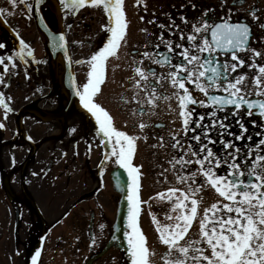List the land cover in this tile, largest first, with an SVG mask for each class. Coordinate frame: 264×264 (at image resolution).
I'll list each match as a JSON object with an SVG mask.
<instances>
[{
	"label": "flooded vegetation",
	"instance_id": "obj_1",
	"mask_svg": "<svg viewBox=\"0 0 264 264\" xmlns=\"http://www.w3.org/2000/svg\"><path fill=\"white\" fill-rule=\"evenodd\" d=\"M33 1L28 0L32 4L29 12L26 4L19 0L15 5L11 0H0V9L5 10L4 15H0V43L5 45L0 49V57H13L12 60L5 59L9 69L7 72L4 71V65H0V77L3 78L0 93H3L5 103L11 109L5 118V109L0 106V123L4 125L0 128V264H31L37 248L41 253L37 264H60V223L68 218L71 211L78 208L80 214L72 222L83 226L86 220L88 224L92 220L94 228L97 214L90 208V199L107 187V181L111 184L109 174L119 169L114 158L105 159L106 154L111 151V144L104 146L106 139L97 135L95 119L83 108L75 94L76 89H82L87 82V74L91 69L86 61L106 41L107 34L103 26L108 23L107 15L102 7L88 5L72 13L64 9L59 0H51V7L41 5V19L38 20ZM124 10L129 24L126 43L119 49V58L112 57L106 62L105 82L94 99L114 118L117 129L129 135L148 136L147 141L141 139L137 142V152L133 160V163H138L144 170L143 164L139 159L137 161L140 156L139 144L143 142V145L148 146L152 142L161 143L159 137H163L162 130L165 129L166 122L152 121L155 115H132V111L139 107L132 99L137 91L132 79L135 75L133 69L140 60H143L144 68H154L160 74H166L168 68L153 64L142 53L156 51L154 46L159 43L161 34L173 43H184L187 46L186 40H180V31L190 34L192 24L204 17L206 11L208 16L204 18L209 22H222L221 18H228L231 12V22L250 25V46L262 50L264 29L259 24L264 23V1L139 0L138 4L137 0H125ZM252 11H256L259 20L252 17ZM91 13L98 15L96 27L89 23L93 19ZM181 17L186 18L189 23H183ZM38 21H41L42 26H38ZM161 24L165 28H160ZM134 25L137 26V35L141 33L143 42L130 39ZM177 25L179 28L175 27ZM142 29H147V32ZM61 35L65 37L64 48L60 47ZM20 39L29 46L27 50L33 52L29 57L26 50L24 60L17 55ZM76 47L86 53L77 56L74 53ZM161 50H165L163 45ZM240 56L245 59V66L238 68L233 76L242 74V69L248 70L253 62L251 53H240ZM260 58L264 60V56L255 58L256 63L264 65ZM220 59L230 60V57L221 55ZM188 87L197 98H204L194 85L190 84ZM123 88L131 91L126 97H123ZM169 88L171 89L170 84L165 81L162 88L158 87V91L170 95ZM247 90H251V87ZM210 94L224 95L223 92ZM144 96L145 93L140 92L142 101ZM255 97L252 95L249 98ZM204 99L207 103L206 98ZM164 103L166 102L161 100L159 105ZM145 107L147 109V105ZM193 107L196 109V117L204 115V124L211 123V112L214 108L199 105ZM233 110L229 107L217 113L221 118L227 115L224 123L229 125L230 134L221 136L220 129H210L211 138L217 140L210 147L221 153L223 149L219 139L232 141L246 152V146L254 147L264 138L257 135L264 134V117L258 114L233 117L230 114ZM175 116L177 126L182 129L180 118L176 114ZM237 119H242L248 129L247 133H243V140H234V136L242 134ZM141 121L150 125L143 133L138 127ZM179 133L185 150L188 143L195 144L190 140L193 133H188L187 137L181 131ZM248 136L252 139L248 140ZM163 143V154L159 159L163 164L159 165L162 168L166 163L164 170L171 169L170 172L174 174L169 160L173 155L178 156L181 153L170 146L171 136L164 138ZM197 167L195 164L190 165L184 169V173L195 171ZM197 179L199 183H204L202 176ZM173 187L185 186L179 184ZM205 188L211 187L205 185ZM86 208L88 214L85 212ZM50 240L54 243L48 251ZM93 245L89 240L88 256L84 257L82 263L85 264L91 256Z\"/></svg>",
	"mask_w": 264,
	"mask_h": 264
},
{
	"label": "snow or ice",
	"instance_id": "obj_2",
	"mask_svg": "<svg viewBox=\"0 0 264 264\" xmlns=\"http://www.w3.org/2000/svg\"><path fill=\"white\" fill-rule=\"evenodd\" d=\"M19 2L26 4L29 12L32 10V4L28 3V0ZM59 2L64 9L72 13L86 5L102 7L108 17L107 25L103 26L107 34L106 41L86 61L91 70L87 74V82L83 84L82 89L77 88L75 94L83 108L95 119L98 126L97 135L101 139H106L104 146L111 144V151L106 154L105 159L114 158V163L126 173L124 198L127 213L123 236L127 243L129 262L153 264L150 258L155 253L149 248L148 240L139 224L141 206L147 203L141 199L142 166L133 163L137 142L141 139L147 141L148 136L129 135L117 129L114 118L94 99L105 82L106 62L112 57L119 58V49L126 43L129 24L124 10L125 0H59ZM11 3L15 5L17 0H11ZM41 3L42 0H36L37 6ZM137 3L139 4V0ZM4 13L5 10L0 9V15ZM251 15L255 20H259L256 11H252ZM207 16L206 11L204 17ZM204 17L192 24L190 34L180 31V40H186L187 46L184 43H173L161 34L159 43L154 46L156 51L142 53V56L153 64L167 67L166 74H160L154 68H144L143 60L137 61V66L133 69L135 75L132 79L137 91L132 99L139 107L132 111V115H155L161 100L167 103L174 99L176 109L171 110L180 118L181 132L184 137L190 132L193 133L190 140L195 142L188 143L185 150L181 134L175 132L171 134L170 146L181 154L173 155L169 163L177 182L185 187H170L151 198L170 203L164 221L155 214L152 215V221L156 225L159 242L167 248L162 254L163 264H264V138H261L254 147L246 146V152L232 141L219 139L223 149L221 153L210 147L214 146L217 140H213L209 134L212 128L220 129L221 136L230 134L229 125L224 123L227 115L223 118L217 115L229 107L234 109L230 113L233 117H242L245 114L248 116L258 114L264 117V65H259L255 61V58L264 54L250 46V25L231 22V12L228 18H221L222 22H209ZM181 20L185 24L189 23L184 17H181ZM159 27L163 29L165 25L161 24ZM175 27L179 28L178 25ZM259 27L264 29V23L259 24ZM142 31L147 32V29ZM59 40L60 47L64 48L65 37L61 35ZM161 45L165 50H161ZM4 47L5 45L0 43V49ZM28 48L25 41L20 39L17 55L21 60H24ZM177 49L182 50L177 52ZM240 53L252 54L253 62L250 67L256 69L253 74L254 91L247 90L245 83L248 79L247 74L232 75L238 68L245 66V59ZM26 55L30 57L33 52L27 50ZM221 55L230 57V60L222 61ZM5 59L12 60L13 57H0V65H4V71L7 72L9 69ZM165 81L171 86L170 95L158 91V87L162 88ZM0 83H3L2 77ZM190 84L203 94L207 103L204 98H197L194 95L188 87ZM140 92L145 93L143 101L140 99ZM210 92H223L224 95ZM252 95L258 98L250 99ZM125 102L127 103V100ZM196 105L215 109L211 112V123L204 124L206 119L204 115L196 117V109L193 107ZM0 106L4 107L7 118V112L11 109L5 103L3 93H0ZM237 124L242 134L234 136V140H243L245 139L243 133H247L248 129L242 119H237ZM149 126L143 121L138 125L141 133ZM3 127L4 125L0 123V128ZM257 135L264 137L262 133ZM247 139L251 140L252 137L248 136ZM159 140L161 142L159 146L163 147L164 138L159 137ZM193 164L198 166L197 169L184 173V169ZM201 176L204 183L198 182L197 178ZM205 185L213 188L227 203L216 202L206 208L199 221L198 238H186L197 219L198 206L202 202V197L199 199L197 197ZM40 255L41 253L37 251L32 257V264H37Z\"/></svg>",
	"mask_w": 264,
	"mask_h": 264
},
{
	"label": "rangeland",
	"instance_id": "obj_3",
	"mask_svg": "<svg viewBox=\"0 0 264 264\" xmlns=\"http://www.w3.org/2000/svg\"><path fill=\"white\" fill-rule=\"evenodd\" d=\"M253 2V0H247ZM264 1V0H262ZM130 8V7H129ZM131 9V8H130ZM91 17L93 18L89 23L92 24L93 27H96L97 17L98 15L95 13H91ZM88 21V18H87ZM96 21V22H95ZM137 26L134 25L132 28V34L130 39L135 38V42L142 41L141 33L135 32ZM141 28V27H140ZM30 38L33 36L28 35ZM37 50L39 52L38 44H36ZM136 47V46H135ZM139 49L142 51L141 45L139 43ZM256 50H259L256 47ZM264 54V48L259 50ZM74 53L77 56H83L86 53L84 50H80L79 47H76ZM128 54V52L126 53ZM264 56V55H262ZM126 57H128L126 55ZM137 57V56H136ZM262 59V58H260ZM261 62L264 63L262 59ZM162 72V70H160ZM242 74H247L248 79L246 80L247 88L251 87V90L254 91L253 86V74L256 72V69L248 67V70H241ZM250 71V72H249ZM249 72V73H247ZM167 82V81H166ZM168 83V82H167ZM165 89V88H164ZM170 89V88H169ZM169 93H171L172 89H170ZM123 97H126V94L129 95L131 91L129 89L123 88ZM121 90V92H122ZM175 100H171L163 105H159L156 109L155 116L151 119L152 121H164L166 122L165 129L162 130L163 138H167L171 136L172 133H179L181 129L177 126L175 119V111L171 109H176ZM169 104L171 108H169ZM161 107V108H160ZM175 119V120H174ZM150 118L147 120L149 121ZM154 141V140H153ZM152 145H157V147H152ZM160 143H150V145H143V142H140L139 153L140 156L137 157V161L143 164L144 167V190L141 193V199L146 201L147 203L142 204V216L140 227L142 228L143 233L145 234L148 240V246L151 250L154 251L155 255L150 259L153 261V264H163L162 254L167 251L166 246L162 245L158 239V233L156 231V225L152 221V215H157L161 221L165 219V213H167L170 209V203L166 200H153L152 197L156 196L159 192H165L168 188L173 186H179L175 178V175L170 171L171 169H167L164 171V167H166V163L164 167L161 168L162 162L159 161L163 154V150L159 146ZM161 153V154H160ZM97 158V157H96ZM163 164V163H162ZM164 173L162 176L161 173ZM191 172V171H190ZM165 177L167 179H165ZM109 180V179H108ZM107 187L98 194H95L90 199V208L92 211H96L97 218L94 225V245L92 246V251H98L104 245L105 241L108 239V235L111 230V224L115 218L116 211V194H114L110 181H107ZM202 197V202L198 206V216L197 219L193 222V226L188 233V237L186 238H198L199 233V221L203 217L204 210L209 208L213 203L216 202H224L223 198L219 197L218 193L211 188H205L197 197L198 199ZM118 198V195H117ZM87 209V208H86ZM85 212L88 214V209ZM63 210H61L62 212ZM84 211V210H83ZM80 211L77 209L71 211V214L66 218V220L62 221L59 226V259L60 264H84L82 263L84 257L88 256V221L83 224V226H79L78 224H74L72 220L74 217H78ZM70 218H72L70 220ZM74 221V220H73ZM169 223H172L169 221ZM53 240L49 241L48 251L51 250L53 246ZM93 264H128L126 258L124 257L123 252H120L117 249H110L105 255L101 256L98 260H96Z\"/></svg>",
	"mask_w": 264,
	"mask_h": 264
},
{
	"label": "water",
	"instance_id": "obj_4",
	"mask_svg": "<svg viewBox=\"0 0 264 264\" xmlns=\"http://www.w3.org/2000/svg\"><path fill=\"white\" fill-rule=\"evenodd\" d=\"M125 192H126V188L123 192L122 204H120V208H119V212L117 214L116 222H115L114 227H113L114 232L111 235V238L109 239V242L107 243L105 248L100 253H98L93 258H91V260L100 256L102 253H104L111 246L119 247L121 249H125V239L123 236V232L125 231L126 213H127L126 201L124 198ZM91 260L89 261V263L91 262Z\"/></svg>",
	"mask_w": 264,
	"mask_h": 264
}]
</instances>
